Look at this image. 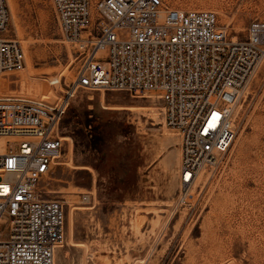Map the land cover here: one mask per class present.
I'll use <instances>...</instances> for the list:
<instances>
[{
  "label": "rangeland",
  "instance_id": "1",
  "mask_svg": "<svg viewBox=\"0 0 264 264\" xmlns=\"http://www.w3.org/2000/svg\"><path fill=\"white\" fill-rule=\"evenodd\" d=\"M165 1L175 9L214 11L233 38L246 37L252 22H264V0ZM8 4V34L22 43L25 67L40 79L31 82L44 83L51 93H40L31 84L21 90L0 86V95L60 101L81 58L64 37L53 1L8 0ZM60 74L61 84H50L49 78ZM12 76L27 81L22 70L0 71V78ZM100 93L79 91L59 126V135L74 141L76 164L88 167L72 170L55 165L48 187L51 196L74 200L76 235L95 252V263L264 264V60L237 107L238 132L232 149L203 169V176L188 187L180 181L181 138L165 125L164 108L161 106L157 121L145 108L151 99L108 91L117 101L106 103L110 109H105ZM91 94L94 100H90ZM116 104L136 105L133 109L138 110H116ZM167 134H171L169 138ZM63 140L65 155L68 141ZM169 153H177L173 165L167 162ZM83 194H91L92 199L85 201ZM82 206L88 210H78ZM65 209L68 217L70 203ZM140 216L137 231L133 223ZM64 253L68 264L72 251L66 247ZM127 254L131 260L126 259ZM83 263L93 264V258H83Z\"/></svg>",
  "mask_w": 264,
  "mask_h": 264
},
{
  "label": "built area",
  "instance_id": "2",
  "mask_svg": "<svg viewBox=\"0 0 264 264\" xmlns=\"http://www.w3.org/2000/svg\"><path fill=\"white\" fill-rule=\"evenodd\" d=\"M52 1L81 60L58 102L0 95V264H56L66 204L48 187L64 150L59 124L79 91L160 95L164 123L181 138L187 186L232 149L237 107L264 60L263 21L239 39L214 11L175 9L165 0ZM10 18L8 0H0V71L26 64L22 43L8 34Z\"/></svg>",
  "mask_w": 264,
  "mask_h": 264
},
{
  "label": "bare ground",
  "instance_id": "3",
  "mask_svg": "<svg viewBox=\"0 0 264 264\" xmlns=\"http://www.w3.org/2000/svg\"><path fill=\"white\" fill-rule=\"evenodd\" d=\"M25 40V39H24ZM22 71H23V73L27 76V81H22L20 78H18V77H15V76H12V77H1L0 78V86H5V87H8V88H14V87H18L20 90L21 89H25V88H27V86H29V85H31V87H33V88H35V89H37V91L38 92H40V93H45V94H48L49 92H50V89L49 90H46L45 89V87H44V83L42 84V82L41 83H32L31 81H35V80H40L39 78H37V77H35L34 75H32L30 72H29V66L28 65H26V67L25 68H23L22 69ZM62 74V73H61ZM61 74L60 75H57V76H53V77H50L49 78V82H50V84H53V86L54 85H56V86H59V84H61ZM49 84V85H50ZM52 88V87H51ZM51 93V92H50ZM108 91H102L101 90V93H100V96H99V101H100V103L103 105V107L105 108V109H110V108H107L106 107V103H108V102H110V101H117V100H114L113 98H111V97H109L108 96ZM143 98H148V99H151L150 101L152 102L150 105H148L147 107H145V108H148V110L151 112V114L153 115V116H155L156 117V120L158 119L157 118V115H159V113H160V110H161V106H162V108H164V103L163 102H161V96L160 95H154V94H146L145 96H142ZM90 100H94L95 99V97H94V95L93 94H91L90 95ZM116 103V102H115ZM119 103H123V102H119ZM138 106V105H137ZM134 107H136V105L134 106V105H130V106H128V105H123V104H119V105H115V108L114 109H116V110H127V111H136V110H138V109H133ZM112 109V108H111ZM158 121V120H157ZM59 126H60V124H59ZM58 131H59V128H58ZM159 132V131H158ZM169 132V131H168ZM167 133V132H166ZM172 134V133H171ZM171 134H167L166 136L169 138V136L168 135H171ZM160 135V134H159ZM62 136V135H61ZM63 137V139H66L67 141H68V151L66 152V154L65 155H62L61 156V158L57 161V162H55L54 163V165H53V167L55 166V165H67V166H69L72 170H79V169H86V167H88V166H80V165H77L76 164V162H75V153H74V141H73V139L70 137V136H62ZM155 137V136H154ZM159 137H161V136H159ZM164 137V136H163ZM178 137V136H177ZM157 138H158V136H157ZM156 138V139H157ZM167 138V139H168ZM174 138H176V136L174 137ZM159 139V138H158ZM160 140H161V138H160ZM166 140V139H165ZM173 140V139H172ZM171 140V142H173ZM162 141V140H161ZM160 142V141H159ZM168 142H169V140H168ZM161 143H165V142H161ZM172 153V152H171ZM175 153V152H174ZM170 154L169 153V156H167L166 157V159L168 160H165V162L167 161L168 162V164H171V165H173L171 162H173L174 161V158H175V155H177V153L176 154ZM65 156V157H64ZM62 157H64L65 158V160L64 159H62ZM176 161V160H175ZM178 161H179V159H178ZM164 162V163H165ZM174 163V162H173ZM166 164V163H165ZM168 164H167V166H168ZM175 165H177V164H175ZM163 166H164V164H163ZM166 167V166H165ZM171 167V166H170ZM178 167V166H177ZM179 168V167H178ZM164 169V168H163ZM168 169H172V167L171 168H168ZM205 169V168H204ZM92 171H93V169H92ZM161 171H163V170H161ZM164 171H165V169H164ZM169 171V170H168ZM167 171V172H168ZM172 171V170H171ZM202 171V170H201ZM200 171V172H201ZM174 172H175V170H174ZM199 172V174H198V176H197V178L199 177V178H201L202 176H203V173H204V171H202L201 173ZM93 173H94V171H93ZM163 173V172H162ZM165 173H166V171H165ZM173 173V172H172ZM171 173V174H172ZM178 173H179V171H178ZM169 174H170V172H169ZM173 175V174H172ZM177 177H179L178 175H176ZM176 177V178H177ZM197 178L195 179V180H197ZM175 179V178H174ZM174 179H173V182H174ZM176 180V179H175ZM194 180V181H195ZM203 181V180H202ZM176 182H177V180H176ZM172 183V182H171ZM175 183V182H174ZM195 183V182H194ZM175 184H177V183H175ZM174 185V184H173ZM172 185V186H173ZM178 185V184H177ZM170 187H171V185H170ZM174 187H176V185L174 186ZM173 187V188H174ZM188 187V186H187ZM50 190V189H49ZM61 191V190H60ZM74 191V190H73ZM51 191H49V193H50ZM62 192V191H61ZM75 193H77L76 191H74ZM192 192V191H191ZM63 193V192H62ZM51 194V193H50ZM95 196H96V194H95ZM74 197H75V195H74ZM90 198L92 199V196H91V194H90ZM96 198V197H95ZM95 200H97V198L95 199ZM67 201H68V203H67ZM73 199H72V197H68L67 198V200L65 201V203L68 205L69 203H70V211H69V213H68V217L66 216V231H65V239H64V244L58 249V251H57V253H56V264H65V262H66V257H65V253H64V248H69L71 251H72V260L68 263V264H85V263H83V258L85 259V260H87V259H91V258H93V264H96L95 263V252H90V251H92V250H90L89 249V247H88V244H87V242L86 241H84V240H82V239H79L78 237H77V235H76V222H77V212H75V208H74V203H73ZM78 210H80V211H85V210H88V208L87 207H84V206H82V207H78ZM155 211V210H154ZM182 214V213H181ZM126 215H127V213H126ZM124 221V220H123ZM129 221V220H128ZM155 222V221H154ZM93 223H94V225H96L97 227H98V229L99 228H101V224L98 222V221H93ZM141 224H142V217L140 216V217H138L137 219H136V221L133 223V228H135L137 231H139L140 230V228H141ZM126 227V226H125ZM125 229V228H124ZM101 230V229H100ZM133 231V230H132ZM154 231V230H153ZM121 234H122V232H121ZM127 234V233H126ZM118 235V234H117ZM124 237V236H123ZM105 239V238H104ZM103 240V239H102ZM142 240V239H141ZM146 241V240H145ZM107 242H108V240H107ZM107 244V243H106ZM131 244V243H130ZM92 245V244H91ZM97 246V245H96ZM103 246V245H102ZM105 247V246H104ZM132 249V248H131ZM117 250V249H116ZM75 251H76V253H75ZM90 252V253H89ZM100 252V251H99ZM108 252V251H107ZM112 252V251H111ZM130 252V251H129ZM79 253H80V255H79ZM112 253H114V252H112ZM111 253V254H112ZM108 254H109V252H108ZM105 255V254H104ZM117 256V255H116ZM103 257V256H102ZM131 256H130V254H127L126 255V259L127 260H131ZM116 259H117V257H116ZM122 259V258H121ZM103 260V259H102ZM107 261H109L108 259H106ZM115 260V259H114ZM120 260V259H119ZM144 260V259H143ZM91 261V260H90ZM105 261V260H104ZM146 261V260H145ZM104 264V263H103ZM130 264H136V260H133V261H131V263Z\"/></svg>",
  "mask_w": 264,
  "mask_h": 264
},
{
  "label": "crops",
  "instance_id": "4",
  "mask_svg": "<svg viewBox=\"0 0 264 264\" xmlns=\"http://www.w3.org/2000/svg\"><path fill=\"white\" fill-rule=\"evenodd\" d=\"M50 184H51V182H50Z\"/></svg>",
  "mask_w": 264,
  "mask_h": 264
}]
</instances>
